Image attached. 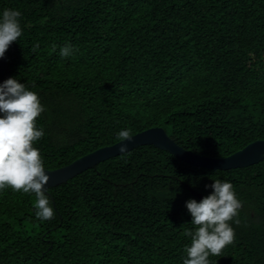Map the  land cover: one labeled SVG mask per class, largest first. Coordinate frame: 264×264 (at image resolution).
<instances>
[{
    "label": "trees",
    "instance_id": "obj_1",
    "mask_svg": "<svg viewBox=\"0 0 264 264\" xmlns=\"http://www.w3.org/2000/svg\"><path fill=\"white\" fill-rule=\"evenodd\" d=\"M21 12L4 57L44 105L34 143L51 171L161 128L193 154L224 158L264 140V0H0ZM39 43L34 51L33 45ZM74 46L69 57L59 48ZM53 45L57 47L53 49ZM231 181L242 207L212 264H264V158L212 170L141 145L34 194L0 193V264H182L189 198Z\"/></svg>",
    "mask_w": 264,
    "mask_h": 264
},
{
    "label": "clouds",
    "instance_id": "obj_2",
    "mask_svg": "<svg viewBox=\"0 0 264 264\" xmlns=\"http://www.w3.org/2000/svg\"><path fill=\"white\" fill-rule=\"evenodd\" d=\"M21 12L18 9L0 10V58L12 42L22 35ZM39 47L33 45L35 51ZM53 49L57 47L52 46ZM74 46L65 43L59 48L61 57H69ZM38 94L30 90L16 77L0 82V193L11 187L13 191L34 194V215L41 220L54 217V209L46 194L44 185L49 177L40 149L34 143L45 135L44 129L37 125V118L44 112ZM120 142L133 138V129L125 127L116 134ZM117 151L128 152L126 143H119ZM208 195L198 202L193 198L185 201V208L191 217L192 229L185 235L190 243L184 247L186 256L182 264H212L209 256H217L234 239V228L229 223H239L238 210L242 201L238 199L229 180L214 179Z\"/></svg>",
    "mask_w": 264,
    "mask_h": 264
},
{
    "label": "water",
    "instance_id": "obj_3",
    "mask_svg": "<svg viewBox=\"0 0 264 264\" xmlns=\"http://www.w3.org/2000/svg\"><path fill=\"white\" fill-rule=\"evenodd\" d=\"M9 77L10 71L5 57L0 58V82H3ZM119 143H126L128 151L141 145H151L157 149L169 152L185 163L212 170H226L246 167L257 163L264 158V140L251 142L242 149L224 158H209L202 157L182 149L176 145L161 128L155 127L133 135V138L130 141H119L114 145L100 148L64 167L51 171L45 170L49 179L44 187L47 189L58 185L86 169L93 168L94 165L103 160L122 154L117 151ZM193 194L200 199L202 198L201 195L195 192H193Z\"/></svg>",
    "mask_w": 264,
    "mask_h": 264
}]
</instances>
